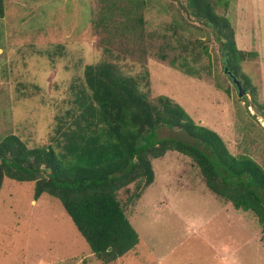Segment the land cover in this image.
I'll use <instances>...</instances> for the list:
<instances>
[{"label": "rangeland", "instance_id": "1", "mask_svg": "<svg viewBox=\"0 0 264 264\" xmlns=\"http://www.w3.org/2000/svg\"><path fill=\"white\" fill-rule=\"evenodd\" d=\"M216 1L215 11L226 16L229 0ZM4 6L0 138L15 134L29 147L52 145L64 153L60 134L76 126L84 69L109 61L150 98L169 96L197 124L220 134L233 154L264 168L259 74L245 62L248 55L231 58L248 77L239 78L249 88L240 96L215 30L187 0H4ZM169 135L191 140L178 129L159 130L160 137ZM153 167L154 181L140 197L129 199L135 182L117 192L139 243L108 263L92 252L56 197L34 200V181L5 177L0 264H264V225L253 211L211 191L185 154L167 151Z\"/></svg>", "mask_w": 264, "mask_h": 264}, {"label": "trees", "instance_id": "2", "mask_svg": "<svg viewBox=\"0 0 264 264\" xmlns=\"http://www.w3.org/2000/svg\"><path fill=\"white\" fill-rule=\"evenodd\" d=\"M187 1L193 14L215 30L226 68L247 79L238 73L239 64H231V58L256 53L237 50L231 21L215 11L218 2ZM4 14V0H0V17ZM228 46L235 47L237 54L230 56ZM84 85L85 91L77 96L76 126L60 134L64 153L52 145L29 147L15 134L0 138V189L5 177L34 181V200L44 193L56 197L92 252L108 263L139 243V234L117 192L135 182L129 199L140 197L154 181L153 160L167 151H178L195 161L211 191L231 201L236 209L253 211L264 225V168L260 163L248 155L233 154L220 134L197 124L169 96L150 98L137 79L123 74L115 63L88 64ZM251 93L255 94L254 88ZM163 127L178 129L191 140L160 137Z\"/></svg>", "mask_w": 264, "mask_h": 264}, {"label": "crops", "instance_id": "3", "mask_svg": "<svg viewBox=\"0 0 264 264\" xmlns=\"http://www.w3.org/2000/svg\"><path fill=\"white\" fill-rule=\"evenodd\" d=\"M226 16L234 29L238 50L244 54L256 53L254 57H247L245 62L248 66L253 63L254 72L259 74L264 89V0H229Z\"/></svg>", "mask_w": 264, "mask_h": 264}, {"label": "water", "instance_id": "4", "mask_svg": "<svg viewBox=\"0 0 264 264\" xmlns=\"http://www.w3.org/2000/svg\"><path fill=\"white\" fill-rule=\"evenodd\" d=\"M225 70H226V72H228V74L232 77V80L237 85V87L239 89V95L244 96L246 94V90H245L241 80L236 75H234L231 71H229L228 68H226ZM254 115L256 116L255 113H254Z\"/></svg>", "mask_w": 264, "mask_h": 264}, {"label": "clouds", "instance_id": "5", "mask_svg": "<svg viewBox=\"0 0 264 264\" xmlns=\"http://www.w3.org/2000/svg\"><path fill=\"white\" fill-rule=\"evenodd\" d=\"M264 120V119H263Z\"/></svg>", "mask_w": 264, "mask_h": 264}]
</instances>
